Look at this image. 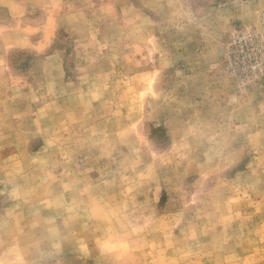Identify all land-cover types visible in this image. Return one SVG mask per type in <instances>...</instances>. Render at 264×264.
<instances>
[{"label":"rangeland","instance_id":"1","mask_svg":"<svg viewBox=\"0 0 264 264\" xmlns=\"http://www.w3.org/2000/svg\"><path fill=\"white\" fill-rule=\"evenodd\" d=\"M0 264H264V0H0Z\"/></svg>","mask_w":264,"mask_h":264}]
</instances>
